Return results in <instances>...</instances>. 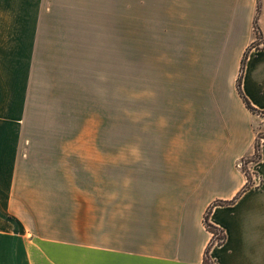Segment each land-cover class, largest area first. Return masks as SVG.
Wrapping results in <instances>:
<instances>
[{
    "label": "rangeland",
    "instance_id": "1",
    "mask_svg": "<svg viewBox=\"0 0 264 264\" xmlns=\"http://www.w3.org/2000/svg\"><path fill=\"white\" fill-rule=\"evenodd\" d=\"M202 1L0 0V118L18 136L6 225L27 233L21 262L25 240L93 242L95 195L126 172L111 164L189 145L171 132L212 98L203 59L224 50L195 18ZM260 161L255 147L236 161L247 188L262 185ZM210 233L211 246L223 242L222 229Z\"/></svg>",
    "mask_w": 264,
    "mask_h": 264
},
{
    "label": "crops",
    "instance_id": "2",
    "mask_svg": "<svg viewBox=\"0 0 264 264\" xmlns=\"http://www.w3.org/2000/svg\"><path fill=\"white\" fill-rule=\"evenodd\" d=\"M256 6L257 0L200 3L195 18L213 38L210 42L224 45L203 59L217 75L208 80L212 98L197 101L175 122L172 138L188 139V146L159 148L148 162L110 165L112 171L121 166L126 172L120 180H110L109 194L95 195L93 242L36 237L25 240L26 257L20 261L17 241L27 233L6 225L18 136L7 132L0 118V264H204L211 240L204 214L215 201L225 203L211 207L208 221L222 229L224 240L211 246L212 263L264 264L263 135L261 161L254 165L262 185L244 189L246 175L236 167L238 159L254 152L263 125L264 0H259L258 12ZM256 40L245 53L240 78L254 113L240 98L236 79L245 49Z\"/></svg>",
    "mask_w": 264,
    "mask_h": 264
},
{
    "label": "trees",
    "instance_id": "3",
    "mask_svg": "<svg viewBox=\"0 0 264 264\" xmlns=\"http://www.w3.org/2000/svg\"><path fill=\"white\" fill-rule=\"evenodd\" d=\"M259 10V0L257 1V6H256V11L258 12ZM253 27H254V32H255V35H256V38L258 39L259 37V30H258V27H257V24H256V18L254 19V23H253ZM253 44V43H252ZM251 44V45H252ZM248 50L246 49V51L244 52V55L241 59V66H240V73L236 79V89H237V92L240 96V98L242 99V101L244 102L245 106L252 112H256V109L253 108L249 101L246 99V97L242 94V91H241V88H240V78H241V72H242V66H243V62H244V57H245V53L247 52ZM264 137V136H262ZM254 147H255V150L258 151L259 150V147H260V144H258V142L256 141L255 144H254ZM247 188L246 185L244 187V189ZM225 203V201H219V202H215L213 203L212 205H210L207 209H206V212L204 214V225L206 227V229H208L209 231H212L213 229H217L216 226L212 225L209 221H208V215H209V212L211 210V207L213 205H217V204H223ZM223 237H224V234H223ZM211 248V245L210 243L206 246L205 248V251H204V255H203V262L204 264H208L207 262V259H208V253H209V250Z\"/></svg>",
    "mask_w": 264,
    "mask_h": 264
}]
</instances>
